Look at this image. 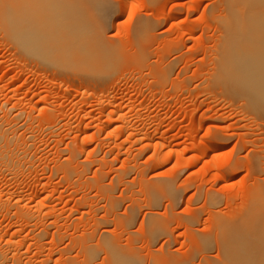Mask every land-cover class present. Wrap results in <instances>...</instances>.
I'll list each match as a JSON object with an SVG mask.
<instances>
[{"label": "rangeland", "instance_id": "rangeland-1", "mask_svg": "<svg viewBox=\"0 0 264 264\" xmlns=\"http://www.w3.org/2000/svg\"><path fill=\"white\" fill-rule=\"evenodd\" d=\"M113 1L106 33L125 54L92 81L82 66L19 63L0 31V126L21 158L17 172L0 167V252L10 260L16 255L17 264H87L81 235L93 248L105 238L136 246L137 264L169 250L179 256L195 251L188 264H200L202 250L189 229L172 221L168 234L151 240L149 216L199 210L194 227L214 233L212 210L238 211L252 189L264 185L260 72L247 82L214 73L227 48L226 30L215 18L239 0ZM146 18L162 20L150 46L132 42ZM229 36L240 38L237 29ZM73 147L88 164L80 181L56 171ZM88 179L110 188L113 211ZM162 182L174 190L152 202L149 184ZM210 193L221 202L207 205ZM16 206L34 217L16 213ZM125 216L133 221L127 224ZM203 251L218 253L215 245ZM104 260L98 249L89 264Z\"/></svg>", "mask_w": 264, "mask_h": 264}, {"label": "bare ground", "instance_id": "bare-ground-1", "mask_svg": "<svg viewBox=\"0 0 264 264\" xmlns=\"http://www.w3.org/2000/svg\"><path fill=\"white\" fill-rule=\"evenodd\" d=\"M115 7L113 0H0V31L6 34L5 42L16 51L19 63L28 64L32 59H38L67 66L66 70L82 66L88 70L85 78L92 81L96 75L105 73L108 65H112L115 59L118 60L125 54L123 45L115 43L106 33V22L113 16ZM226 7L225 15L215 18L226 30L227 38L223 40L226 41L227 48L220 56V63L216 65L214 73L229 80L242 77L247 82L249 76L260 72L259 81L264 83V0H241V4L240 0L239 3L229 1ZM161 24V18H146L144 23H138L135 28L132 42H143L145 46H150L152 40L159 35L156 29ZM236 29L239 39L229 36ZM261 86L264 87V84ZM1 128L2 125L0 167L17 172L21 158L16 159L13 136L8 129L2 131ZM143 138L145 136L140 137ZM136 155L140 154L137 152ZM82 163L78 161V151L73 147L69 160L62 162L56 171L62 173L65 180L75 181L76 178V181H80L88 166ZM125 173L126 171H120L118 176L123 178ZM88 181L96 185L100 194L106 197V210L113 211L117 207V200L111 195L110 188L98 180ZM124 182L128 184L127 181ZM167 190H174L172 184L150 183V200L157 202L159 196ZM220 202V195H206L207 205L215 206ZM16 208V213L28 219L34 217V212H23L20 207ZM213 211L214 233L194 227L202 215L199 210L187 217L173 215L170 218L151 214L147 221L149 238L157 240L160 235L168 234L169 224L176 221L191 231L194 246L197 250H202L200 264H264V185L259 184L252 189L240 210L221 214L217 213L218 210H212L211 213ZM123 220L129 224L133 218L125 216ZM78 237L84 242L81 248L85 250L87 264L95 257L98 249L105 252V260L101 264L142 262L136 246H124L117 240L105 238L93 248L86 244L85 235ZM214 245L218 250L216 257L203 251ZM196 254L195 251L185 256H179L170 250L154 252L150 264H188ZM16 257L13 255L10 260L7 253L0 252V264L8 261L6 264H17Z\"/></svg>", "mask_w": 264, "mask_h": 264}]
</instances>
